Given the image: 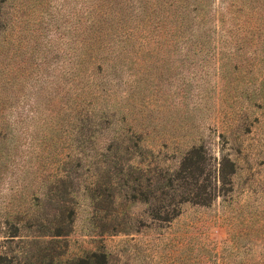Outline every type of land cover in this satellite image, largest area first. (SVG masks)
<instances>
[{
	"label": "rangeland",
	"instance_id": "1",
	"mask_svg": "<svg viewBox=\"0 0 264 264\" xmlns=\"http://www.w3.org/2000/svg\"><path fill=\"white\" fill-rule=\"evenodd\" d=\"M97 1L0 0V256L264 264V0H160L147 41L101 62L109 96L96 106L111 125L100 149L129 133L155 167L177 170L199 146L214 177L220 161L235 164L231 185L214 180L209 206L185 203L170 223L153 221L145 203L96 198L109 174L78 165L73 122L51 141V117L66 114V53L93 26Z\"/></svg>",
	"mask_w": 264,
	"mask_h": 264
},
{
	"label": "trees",
	"instance_id": "2",
	"mask_svg": "<svg viewBox=\"0 0 264 264\" xmlns=\"http://www.w3.org/2000/svg\"><path fill=\"white\" fill-rule=\"evenodd\" d=\"M159 1H97L93 26L89 29L85 26L81 30L82 41H77L73 48L68 47L66 53L70 57L67 63L69 69H65L63 107L66 114L51 117L52 121H57L51 141L59 145L58 137L65 134L66 124L73 122L71 127L77 132L80 154L78 165L81 166L86 159L90 163L89 172L95 166H104L109 174V181L104 183L106 189H101L96 198L103 193L111 203L123 197L129 203H145L151 208L153 221L170 223L181 214V206L185 203L209 206L218 197L217 187H213L214 180L223 186L231 185L230 177L236 172L235 164L228 159L220 161L214 177L210 157L205 148L199 146L184 155L177 170L155 167L145 161L148 152L141 149L129 133L127 136L118 134L105 148L97 146L98 139L108 128L104 125H111L107 113L96 106L98 97L109 96L105 82L97 77L106 73L101 62L107 60L105 57L108 54L110 60L131 55L129 46L143 45L142 42L147 41L146 37L151 34L148 28L155 30L157 27L152 16L158 9ZM114 49L116 52H113ZM43 143H46L45 140ZM39 147L43 155L45 145L40 144ZM100 173V168L95 169L94 176L98 177ZM62 176L56 177V182L63 183ZM53 234L59 237L62 231L57 229ZM102 260L106 262L104 256ZM10 261L0 256V264H9ZM81 263L92 264L88 260Z\"/></svg>",
	"mask_w": 264,
	"mask_h": 264
}]
</instances>
